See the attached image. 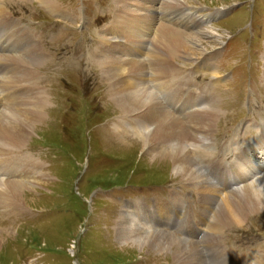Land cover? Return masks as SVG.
Returning <instances> with one entry per match:
<instances>
[{
	"label": "rangeland",
	"instance_id": "obj_1",
	"mask_svg": "<svg viewBox=\"0 0 264 264\" xmlns=\"http://www.w3.org/2000/svg\"><path fill=\"white\" fill-rule=\"evenodd\" d=\"M120 1L46 0L45 5L40 0L0 1V8L6 7L0 10L11 20L12 30L8 31L18 41L9 32L11 42L0 41V63L7 62L6 72L13 81L21 76L36 77L31 81L35 89L34 96L29 98L31 106L38 95L47 101L43 120L27 132L23 149L12 145L11 152L4 154L0 140V166L11 164L8 174L4 171L8 176H2L0 171V187L9 179L6 182H23L28 189L22 194L19 210L15 207L17 203L15 208L0 205V264H191L193 261L195 264L199 258V253L185 242V234L172 225L166 229L173 240L165 252H160L161 257L138 248L139 242H120L115 233L114 222L126 205L139 206L150 201L155 223L148 214L140 218H147L152 226L159 227L167 219L158 224L157 208H161L155 202L167 200L173 190L183 191L187 197L190 193L183 186L187 185L186 178L174 173L171 159H151L143 150L142 137L119 133L129 124L126 119L130 115L121 116L124 109L109 94V83L115 80L113 60H95L94 47L100 44L101 35L107 40L112 37L116 17L132 13L136 18L142 12L163 10L160 0H131L124 5ZM54 2L58 7L53 8ZM185 9L204 22L195 30L187 22L185 29L175 25L177 37L193 36L200 31L197 37L208 51L204 50L206 53L200 58L189 57L196 63L175 59L188 68L177 67L171 73L174 77L184 75L185 89L208 103L202 108L204 113L217 111L216 120L207 123L208 137L203 135L204 144L213 149L210 152L204 149L207 147L200 149V155L209 157L211 162L204 163L205 167L198 163L208 181L214 176L211 171L216 169L222 174L226 170L227 176L237 173L244 178L249 176L248 166L264 167L263 150L255 151L251 159L246 152L242 155L257 146L256 142L264 141V0H190ZM217 11L218 15L208 17ZM142 18L155 30L161 23L153 22L151 16ZM17 24L30 34L33 44L38 40L46 48L43 59L37 45L35 53L27 52L25 42L20 44L16 37L25 34ZM0 32H4L1 21ZM108 52L109 48L105 55ZM214 54L216 59L211 63L219 74L215 78L207 70V57ZM88 56L97 64L89 63ZM147 59L152 60L151 53ZM34 62L38 65L28 66ZM18 67L21 69L17 70ZM6 72L1 75L3 99L11 91L21 93L19 86L5 92ZM24 84L28 87L27 81ZM22 97L26 98V94ZM211 98L215 99L212 103ZM20 100L15 105L28 109ZM117 134L125 140L121 141ZM243 160L250 162L246 164ZM228 164L233 169H228ZM222 199L217 201L214 211L220 209ZM181 212L179 208L173 214L174 222ZM131 221L135 220L131 217ZM145 230L140 232L146 233ZM215 237L220 241L219 249L209 250L211 253L207 251L205 255L217 251H221L218 256L249 255L252 257L249 264H257V260L264 264V213L244 217L238 224L229 221Z\"/></svg>",
	"mask_w": 264,
	"mask_h": 264
},
{
	"label": "bare ground",
	"instance_id": "obj_2",
	"mask_svg": "<svg viewBox=\"0 0 264 264\" xmlns=\"http://www.w3.org/2000/svg\"><path fill=\"white\" fill-rule=\"evenodd\" d=\"M160 1V3H163L161 7L162 11L150 10L142 12L136 18H134L132 13L116 17L113 22L114 30L112 37L107 40L104 38V34L100 36L101 42L100 44L98 42L94 47L93 57L97 61L101 58L113 60L112 73L115 80L112 84L109 83V94L113 102L124 109L121 116L130 115L126 119V122L129 124L125 125L119 133L132 134L133 137L137 138L142 137L143 150H145V153L151 159H171L174 173L183 175L186 178L187 185L183 186L190 193L189 197H187L183 191L173 190L169 193L167 200L159 199L155 202L161 208H157L160 211L158 213L160 216L158 224L163 222V218L167 219L165 220V225L163 223L159 227L152 226L151 222L155 223L154 217L156 216L153 215L154 210L150 206V201L144 204L141 203L139 206L126 205L120 218L117 222H114L115 233L119 235L120 242H139L136 243L140 244L137 246L138 248L143 251L146 248L147 251H152V253L161 257L160 252H165L169 248L171 240H173V235L169 234L166 229L172 225L178 231H181L180 228L183 229V232L186 233L184 236H187L184 238L185 242H189L190 248L199 253V258L195 264H211V262L213 264H249L252 260V257L249 255H240L235 258L229 253L227 255L224 254L225 256H218L221 254V251L210 254L209 250L219 249L220 241L215 235L219 233L220 228L224 227L227 222L230 221L233 224H238L244 217L255 213H264V173H261L262 171L264 172V167L252 168L248 166V170L250 169V172L247 170L249 176L247 175L244 178L239 174L238 176L237 173H231L227 176L226 170L222 174L221 170L216 171L217 169L215 168L216 170L214 171L210 169L212 173L214 172L211 181L205 178L206 173H202L201 165L198 162L200 161L202 166L205 167L204 163L211 162V159L207 158V156L202 157L200 149L207 147L204 144L203 135L208 137L207 123H213L216 120L217 111L210 110L208 113H204L202 108L204 104L207 107L208 103L206 104L202 97L193 96L188 89H185L184 83L186 81L183 82L184 75L179 74L177 77H174L171 73L173 69L178 70L179 67H185L181 64L180 66L175 59L193 62L194 59L191 60L192 58L189 57L200 58L208 51L207 48H203L205 46L204 42L197 37L200 31L199 33H194L193 36L186 34L185 36L177 37L175 32H178V29L175 27L184 26L182 28L185 29L187 22V26L195 30L196 27H202L204 21L195 16V13L191 10L187 11L185 9L190 0ZM40 2L42 5L46 4V0H40ZM125 2H131V0L120 1L123 5ZM52 5L53 8L58 7L55 2ZM2 6L0 9H2ZM3 7L5 10L6 7ZM2 12L3 15L1 14ZM219 13L217 11L208 17L213 18L214 15H218ZM146 16H151L153 22H161L156 26V30L147 19L143 20L142 17ZM0 21L4 26V32H0V41L9 44L13 38L15 42H18L8 31L12 30L11 20L3 10H0ZM135 21L140 22L135 24ZM17 25L26 36L24 38L25 36L22 37L21 34L17 35L16 38L20 41V44L25 42L24 44L28 45L27 52H35V45H37V49L40 50L41 58L43 59V56H46V48L41 47L37 39L36 43L33 44L30 34L19 24ZM8 32L12 38L9 37L10 35L8 36ZM189 33L193 34V32ZM108 48L109 52L105 55ZM151 48L154 50L151 51ZM150 53L152 60L147 62ZM29 57L31 58L33 55ZM215 59L216 54L207 57V70L213 73L214 78L219 75L216 66L211 63ZM95 60H90L88 56L89 63H96ZM33 65L38 64L34 62V64L28 66ZM21 68L32 75L26 66L22 65ZM21 68L18 67L17 70ZM6 73L7 75L3 79L5 92L12 89L13 86H19L21 87V93L11 91L10 94H6L7 99H3L2 76L0 75V140L3 144L2 151L4 154L11 152L12 145L16 149H23L27 132L30 133L34 125L43 120V111H45L46 108L44 107L47 103L43 97H39L41 95H38L32 101L33 105L31 106L29 98L35 94L31 81L35 80V76L32 75L34 78L21 76L16 81H13L10 73ZM178 73H181V70ZM164 78L167 80H163ZM26 81L28 82V87L24 84ZM117 84L120 85V88H117ZM24 93L26 94V98L22 97ZM19 99H21L20 102L23 100V103L29 106L28 109H23L21 106L24 105L21 104H18L19 106L15 105V101ZM212 101L214 102L215 99L211 98L210 102L212 103ZM115 121L114 128H117ZM127 130L128 132H126ZM117 136L121 141L125 140L122 135L117 134ZM254 145L257 146L250 147L242 155H245L246 152L247 158L251 159L257 150H263L262 155H264V141L261 143L256 142ZM204 149L210 152L213 148L209 149L207 147ZM242 155L241 157L243 158ZM248 162L245 163L247 164ZM228 166V169H233L232 164H228ZM10 167L11 164L0 166L1 175L8 176ZM259 173L262 175L259 176ZM6 180L0 187V205H11L14 207V204L17 203L15 207L19 210V203L20 205L22 204V194L25 190H28L27 186L23 182L14 183L12 181L6 182ZM241 183H243L242 186L234 188V186L237 187ZM192 195L196 196L194 200ZM222 197L224 198L222 199ZM220 198L222 199L221 207L216 212L214 211L215 205ZM195 201L196 203H194ZM179 208H181L183 216L181 212L176 222H174L175 216L173 214L178 213ZM142 214L150 215L151 222L147 218L141 219L140 216ZM213 214H215L214 218L212 217ZM236 214H239V216ZM131 217L135 221H131ZM211 217L213 220L208 221ZM143 228L146 229L145 231L148 234L140 232ZM132 230H134V233H132ZM182 249L184 250V248ZM207 251L210 252V255H205ZM173 256L175 258V255ZM257 264H261V262L258 263L257 260Z\"/></svg>",
	"mask_w": 264,
	"mask_h": 264
}]
</instances>
